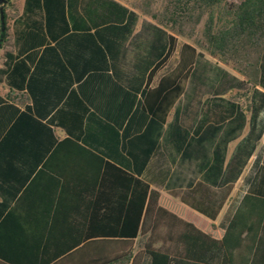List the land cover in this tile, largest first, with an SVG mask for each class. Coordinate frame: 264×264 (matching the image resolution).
<instances>
[{
    "label": "crops",
    "instance_id": "1",
    "mask_svg": "<svg viewBox=\"0 0 264 264\" xmlns=\"http://www.w3.org/2000/svg\"><path fill=\"white\" fill-rule=\"evenodd\" d=\"M126 1L0 5L1 264L103 254L97 242L116 239L135 179L200 230L224 232L242 208L264 160V51L254 81L197 49L186 77L175 74L181 95L153 119L147 90L188 42L152 75L169 32ZM255 229L232 263L211 264H264V222Z\"/></svg>",
    "mask_w": 264,
    "mask_h": 264
},
{
    "label": "trees",
    "instance_id": "2",
    "mask_svg": "<svg viewBox=\"0 0 264 264\" xmlns=\"http://www.w3.org/2000/svg\"><path fill=\"white\" fill-rule=\"evenodd\" d=\"M139 9L166 29L168 50L154 70L165 65L179 48V63L172 74L148 89L145 109L153 119L164 121L182 93L176 83L186 77L199 49L234 71L256 80L264 51V0H161V9L152 13L156 0H141ZM0 49L5 42V14ZM203 21L200 34L197 27ZM151 76V74H150ZM21 96V95H20ZM130 206L124 222L116 224L113 241H98L103 254L93 257H49L56 264H211L218 256L233 262L241 247L243 234L256 231L264 222V160L241 201V209L224 232L211 224L200 230L186 220L187 210L150 190L143 182L132 180ZM242 210V212H241ZM254 223V224H253ZM103 233V232H100ZM79 261V262H78ZM1 264V263H0ZM46 264V263H44Z\"/></svg>",
    "mask_w": 264,
    "mask_h": 264
},
{
    "label": "rangeland",
    "instance_id": "3",
    "mask_svg": "<svg viewBox=\"0 0 264 264\" xmlns=\"http://www.w3.org/2000/svg\"><path fill=\"white\" fill-rule=\"evenodd\" d=\"M127 3H129V4H131L132 6H137L138 7V9H139V4H141V0H127L126 1ZM161 0H156V1H154L153 2V5H152V13L153 12H155V11H157V10H159V9H161ZM148 18H151V17H149V16H147ZM155 21V20H154ZM202 27H203V21L201 22V24L197 27V32H198V34H200L201 33V31H202ZM227 71L228 72H231V71H233V69H231L230 67H228L227 66ZM234 82L236 81V79H234L233 80ZM240 86H242V85H239V87Z\"/></svg>",
    "mask_w": 264,
    "mask_h": 264
},
{
    "label": "water",
    "instance_id": "4",
    "mask_svg": "<svg viewBox=\"0 0 264 264\" xmlns=\"http://www.w3.org/2000/svg\"><path fill=\"white\" fill-rule=\"evenodd\" d=\"M4 0H0V5L1 6H4ZM4 19H3V15H2V10L0 9V22H1V35H0V43H1V41H2V33H3V31H4V29H3V21Z\"/></svg>",
    "mask_w": 264,
    "mask_h": 264
}]
</instances>
